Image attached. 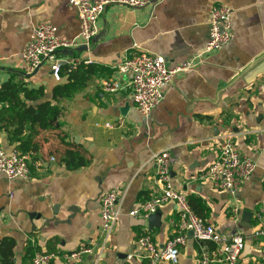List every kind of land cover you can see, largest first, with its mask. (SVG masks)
Here are the masks:
<instances>
[{"label":"crops","instance_id":"1","mask_svg":"<svg viewBox=\"0 0 264 264\" xmlns=\"http://www.w3.org/2000/svg\"><path fill=\"white\" fill-rule=\"evenodd\" d=\"M218 4L233 12L234 38L221 50L201 53L210 37V11ZM43 22L56 25L63 39L80 32L77 10L68 0H0V89L11 79L29 88L42 86L43 95L28 104L51 102L61 108L52 127L36 134L31 135L30 125L21 139L0 129V146L27 154L31 168L29 179L0 174V244L13 239L11 264H32L38 252L55 253L50 264H68L66 255L83 244L92 253L70 264H150L139 256L138 239L149 235L164 246L178 234L179 208L167 202L151 219L130 212L161 192L152 157L163 150L175 157L172 181L187 194L193 210L220 232L244 234L238 264H264V238L253 237L264 226L259 91L264 83V0H153L142 8L109 4L89 46L58 53L62 63L86 60L98 68L87 85L59 100L54 88L67 79L54 77L51 62L32 73L23 63L33 29ZM136 46L164 56L171 67L191 64L176 74L148 116L135 108L130 75L116 70ZM106 78L121 88L105 91ZM27 137L31 149L24 151ZM229 139L256 163L235 195L200 179ZM68 150L83 156L86 164H67L63 157ZM111 190L119 192V218L106 239L100 228L101 198ZM214 249L212 241H199L188 232L177 264H199L202 253Z\"/></svg>","mask_w":264,"mask_h":264},{"label":"built area","instance_id":"2","mask_svg":"<svg viewBox=\"0 0 264 264\" xmlns=\"http://www.w3.org/2000/svg\"><path fill=\"white\" fill-rule=\"evenodd\" d=\"M76 8L80 20L79 34L69 40L58 35V27L43 22L32 32L31 39L23 52V63L26 72L32 73L46 61L51 62V70L57 80L61 79V59L58 53L62 50H74L79 46H89L98 33L97 22L109 4L117 3L133 8L148 6L153 0H68ZM232 10L223 5H215L209 16L210 37L201 53L221 50L234 38ZM191 64L184 62L171 67L166 58L135 47L130 54L116 65V70L122 75H130L129 87L135 108L141 114L148 116L164 98V90L170 85L176 74L186 71ZM102 88L108 92H116L121 88L119 82L106 78L102 80ZM262 105L264 108V83L259 86ZM264 119V110H263ZM107 128L114 125L106 123ZM157 166V181L162 184V190L146 200L138 208L132 210V216H145L157 212L163 204L174 202L179 208L178 234L160 247L149 235L138 239L139 256L149 260L150 264L168 262L177 264L180 247L187 242L188 232H193L199 241H212L215 249L204 252L199 264H238L240 255L245 247V236L241 232H220L216 227L199 216L192 208L187 194L174 186L171 170L175 157L168 150L153 155ZM27 154L6 152L0 146V174L8 178L29 179L31 168ZM256 169V163L247 155H243L231 141L226 140L220 147L217 160L203 172L200 179L209 180L215 186L235 195L240 187L250 180ZM119 192L111 190L101 198V231L106 239L113 233L119 218L116 208ZM255 238H264V226L255 230ZM93 249L81 245L78 250L66 255L68 264L72 261L81 262L84 254L92 253ZM56 257L53 252H38L32 258V264H50Z\"/></svg>","mask_w":264,"mask_h":264},{"label":"trees","instance_id":"3","mask_svg":"<svg viewBox=\"0 0 264 264\" xmlns=\"http://www.w3.org/2000/svg\"><path fill=\"white\" fill-rule=\"evenodd\" d=\"M97 66L86 60L61 64V78L67 81L58 84L54 88V99L69 98L76 94L97 72ZM44 93V88L31 87L23 81L4 83L0 89V129L8 131L14 139H21V135L30 125L31 135L36 134L39 129L52 127V121L60 113V106L51 102H44L38 106L29 105L28 101L39 99ZM2 104V105H1ZM36 126L38 129L36 130ZM31 137L22 141L24 151L31 149ZM63 160L67 164L83 166L86 160L79 153L68 150L64 153ZM14 241L5 238L0 244V261L3 264H11L13 257Z\"/></svg>","mask_w":264,"mask_h":264},{"label":"water","instance_id":"4","mask_svg":"<svg viewBox=\"0 0 264 264\" xmlns=\"http://www.w3.org/2000/svg\"><path fill=\"white\" fill-rule=\"evenodd\" d=\"M85 46H79V47H77V48H75L76 50H82L83 48H84ZM75 49L74 50H68V49H65V50H62V51H64V52H71L72 54H73V52L75 51ZM39 69V68H38ZM38 69H36V70H38ZM156 214L155 213H153V214H151L150 215V218L149 219H151L153 216H155ZM191 234H193V232H190Z\"/></svg>","mask_w":264,"mask_h":264}]
</instances>
